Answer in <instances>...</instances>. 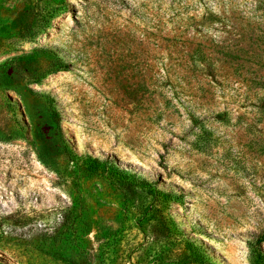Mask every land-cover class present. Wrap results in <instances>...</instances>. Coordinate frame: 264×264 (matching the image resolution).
I'll list each match as a JSON object with an SVG mask.
<instances>
[{
	"label": "rangeland",
	"instance_id": "374dc122",
	"mask_svg": "<svg viewBox=\"0 0 264 264\" xmlns=\"http://www.w3.org/2000/svg\"><path fill=\"white\" fill-rule=\"evenodd\" d=\"M258 83L264 0H0V264H264Z\"/></svg>",
	"mask_w": 264,
	"mask_h": 264
},
{
	"label": "trees",
	"instance_id": "16d2710c",
	"mask_svg": "<svg viewBox=\"0 0 264 264\" xmlns=\"http://www.w3.org/2000/svg\"><path fill=\"white\" fill-rule=\"evenodd\" d=\"M59 12H61V10L58 9V8H56V9L55 8H48L46 10V13L42 17L43 27L48 25L49 22L54 17H56L58 15ZM54 56L56 57V55H54ZM56 64H57V67L55 69L45 73L43 76H47L50 73H55V72H59V71H66L68 69V67L62 63L61 59H57ZM40 80L41 79L39 77V79H36L35 81H36V83H40ZM258 84H259L260 87L264 88V84H262V83H258ZM258 100H259V102H261L260 105H259L260 106V110H261L260 112L264 113V95H260L258 97ZM216 118L218 120H220V121H225V117H224L223 114H218L216 116ZM203 132H205L206 134H209L207 131H203ZM92 163H95L96 165H101L102 161L100 159L96 158V159L92 160ZM92 163L90 165H92ZM144 184L147 185V183H144ZM156 192L162 194L163 197H165V199L167 201H168V198H170L172 196V193H165V192H162V191H156ZM263 241H264V234L261 237L258 238L257 243L261 244ZM188 246L191 248L192 253L195 256L197 262H199V261L203 262L205 260V255L202 253L200 247H197V246L192 247L193 245H191V244H189ZM252 264H255V263L252 261Z\"/></svg>",
	"mask_w": 264,
	"mask_h": 264
}]
</instances>
